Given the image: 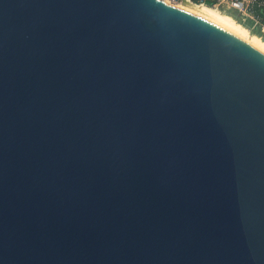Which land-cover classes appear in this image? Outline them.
Wrapping results in <instances>:
<instances>
[{"label": "water", "instance_id": "1", "mask_svg": "<svg viewBox=\"0 0 264 264\" xmlns=\"http://www.w3.org/2000/svg\"><path fill=\"white\" fill-rule=\"evenodd\" d=\"M187 5L0 0V264H264V52Z\"/></svg>", "mask_w": 264, "mask_h": 264}, {"label": "built area", "instance_id": "2", "mask_svg": "<svg viewBox=\"0 0 264 264\" xmlns=\"http://www.w3.org/2000/svg\"><path fill=\"white\" fill-rule=\"evenodd\" d=\"M173 3L181 0H171ZM232 18L250 34L264 40V0H189Z\"/></svg>", "mask_w": 264, "mask_h": 264}, {"label": "bare ground", "instance_id": "3", "mask_svg": "<svg viewBox=\"0 0 264 264\" xmlns=\"http://www.w3.org/2000/svg\"><path fill=\"white\" fill-rule=\"evenodd\" d=\"M181 6V5H177ZM184 10L199 16L242 39L243 41L257 47L264 52V41L259 37L250 34L244 27L239 25L229 16L218 12L216 9L204 6V5H187L182 6Z\"/></svg>", "mask_w": 264, "mask_h": 264}, {"label": "rangeland", "instance_id": "4", "mask_svg": "<svg viewBox=\"0 0 264 264\" xmlns=\"http://www.w3.org/2000/svg\"><path fill=\"white\" fill-rule=\"evenodd\" d=\"M177 3H179V2H177Z\"/></svg>", "mask_w": 264, "mask_h": 264}, {"label": "trees", "instance_id": "5", "mask_svg": "<svg viewBox=\"0 0 264 264\" xmlns=\"http://www.w3.org/2000/svg\"><path fill=\"white\" fill-rule=\"evenodd\" d=\"M264 41V40H263Z\"/></svg>", "mask_w": 264, "mask_h": 264}]
</instances>
